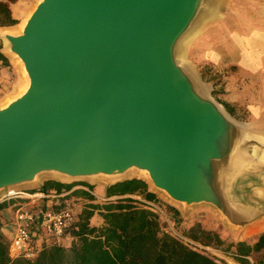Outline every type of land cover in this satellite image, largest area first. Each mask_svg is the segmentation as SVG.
Returning <instances> with one entry per match:
<instances>
[{"label": "water", "instance_id": "1", "mask_svg": "<svg viewBox=\"0 0 264 264\" xmlns=\"http://www.w3.org/2000/svg\"><path fill=\"white\" fill-rule=\"evenodd\" d=\"M207 3L40 0L6 35L30 85L0 108V192L46 171L137 167L176 202L209 203L242 227L262 218L264 138L178 61Z\"/></svg>", "mask_w": 264, "mask_h": 264}, {"label": "trees", "instance_id": "2", "mask_svg": "<svg viewBox=\"0 0 264 264\" xmlns=\"http://www.w3.org/2000/svg\"><path fill=\"white\" fill-rule=\"evenodd\" d=\"M16 1L10 0L12 3ZM17 23L18 19L13 17L10 6L0 0V27ZM0 60L7 61L1 51V41ZM224 104L229 109V105ZM78 185L95 189L94 185L87 182L47 180L30 192L58 194ZM73 194L86 197L89 201L80 210L71 230L73 240L70 247L51 246L42 249L33 258L11 259L9 239L0 220V264H219L163 232L159 216L136 202L132 196L158 202L175 224L181 216L180 210L160 199L144 179L130 178L106 186L103 195L108 200L103 203L84 189H76ZM9 204L0 203V212L7 209ZM94 217L101 220L102 224L92 223ZM191 232L194 239H190L197 241L201 238L206 246L215 239L212 232L201 227L193 228ZM224 252L238 264H264V231L251 241L231 242ZM254 257L257 258L255 261Z\"/></svg>", "mask_w": 264, "mask_h": 264}, {"label": "rangeland", "instance_id": "3", "mask_svg": "<svg viewBox=\"0 0 264 264\" xmlns=\"http://www.w3.org/2000/svg\"><path fill=\"white\" fill-rule=\"evenodd\" d=\"M3 1L10 6L13 17H18V23L14 26L0 27V30H5L6 32L12 34H18L20 33V26L22 25V22H25L24 20L40 0H18L15 3L10 2V0ZM256 1L257 0H209L210 5L212 7H216L215 12L211 16L203 17L201 21L197 23L193 30L182 40V48L178 51V61L182 65L191 68L192 72L196 74L199 84L205 87L206 93L221 104L232 118L243 124L249 122L250 113L248 111L249 108H247V104L251 100L250 97L252 93L256 92V90H260L258 85L260 84V81L255 77H249L238 73L235 65L224 66L220 65L217 61H212L208 58L202 59V57L205 48L209 46H218L224 38L234 37L235 33L243 28V25L247 24V22L250 23V19H252V16L250 15L251 7L254 6ZM13 4L16 5L12 8ZM0 41L1 51L7 58V61L5 62L0 60L1 108L12 99L18 97L24 91L27 78L21 61L14 55L13 52L6 49L1 38ZM236 73L241 79L237 81V85L234 89L237 92L244 93L247 103H243V105H236V110H234L231 105H229V109L226 107L224 104L225 100L223 94L225 93V82L227 76L234 75ZM244 77L245 79L243 80ZM130 178L144 179L148 183L150 189L155 191L160 199L174 205L180 210L181 216L177 218L176 228L180 232H183L185 236L192 238V229H197L198 227H201L205 231L212 232L215 239L209 245L210 250H203V254L211 257L219 264H238L231 257L225 254V247L235 241H251L259 233L257 230L255 232L248 233L245 226L242 227L231 224L223 215H221L216 207L209 203L184 205L172 200L164 191L156 188L150 178L146 175H132L120 181ZM47 180L60 181L53 178L49 173H45L35 182L24 183L19 185L18 188L23 191H31L39 188ZM73 182H87L94 185V191L98 196L101 195V191H103L106 186L116 183L111 182L103 175L93 177L92 180L87 178ZM81 186L82 185H78L76 187ZM256 192L259 195L254 196V201L259 204H263L264 185H262L260 190ZM104 198V195L99 198L97 197V201L103 203L105 202ZM83 206L84 205L79 207L77 211L79 212ZM0 220L5 226L7 238L11 239L14 233V210L12 207L0 212ZM96 221H99V219L94 221L92 220V223H96ZM262 221H264V218H262ZM262 225L264 228V224ZM216 236L219 237L221 242H218V238L216 239ZM199 237H201V234H199ZM204 239L207 240L206 238H203V240ZM197 241L205 245L201 238ZM256 259V257L253 258L254 261Z\"/></svg>", "mask_w": 264, "mask_h": 264}, {"label": "built area", "instance_id": "4", "mask_svg": "<svg viewBox=\"0 0 264 264\" xmlns=\"http://www.w3.org/2000/svg\"><path fill=\"white\" fill-rule=\"evenodd\" d=\"M76 189H84L98 197L97 193L87 186L74 187L58 194L32 193L19 188H9L4 190L3 195L0 194V203L9 202V207L14 210V233L9 239L11 259L33 258L42 249L51 246L70 247L73 240L71 230L80 213L77 209L89 201L86 197L73 194ZM132 197L140 206L159 216L163 232L178 239L194 251L203 254V250H210L209 246L192 240L177 230L173 218L158 202L148 201L140 196ZM2 229L6 235L4 225Z\"/></svg>", "mask_w": 264, "mask_h": 264}, {"label": "crops", "instance_id": "5", "mask_svg": "<svg viewBox=\"0 0 264 264\" xmlns=\"http://www.w3.org/2000/svg\"><path fill=\"white\" fill-rule=\"evenodd\" d=\"M15 5L13 4L12 8ZM250 12L252 16L250 23L247 22L243 25V28L238 30L234 37L224 38L218 46L205 48L202 59L208 58L224 66L235 65L238 73L255 77L260 81V84H258L260 90L252 93L251 100L247 104L250 113L249 122L242 124L264 138V0H257L254 6L251 7ZM15 18L18 19V17ZM240 79L236 73L227 76L225 82L224 103L231 105L234 110H236V105L247 103L244 93L237 92L234 89ZM102 194L103 191H101V197ZM262 218L246 224L247 232L251 233L257 230L258 235L263 232L262 224H264V221H262ZM94 220H98L97 217H94ZM101 224V220L96 221V225Z\"/></svg>", "mask_w": 264, "mask_h": 264}, {"label": "bare ground", "instance_id": "6", "mask_svg": "<svg viewBox=\"0 0 264 264\" xmlns=\"http://www.w3.org/2000/svg\"><path fill=\"white\" fill-rule=\"evenodd\" d=\"M215 10H216V7H212L210 5V2L207 3V6L204 7L203 12L199 16L198 21L195 24L197 25V23L200 22L203 17L213 15V13L215 12ZM32 12H33V10L29 13V15L27 16V18L24 20L25 22H22V25L20 26V32H23V29H24V27H25V25L27 23V20L29 19V17L32 14ZM7 34H8V32H6L5 30H0V38L3 40V44L6 47V49H9L10 43L7 40V37H6ZM181 48H182V43H180L178 50L180 51ZM14 55L18 58V56L15 53H14ZM18 59L21 61L20 58H18ZM21 63H22V67H23L24 73H25L26 78H27L24 91L25 90L27 91L28 88H29V85H30V79L28 78L27 72L25 70L24 63L22 61H21ZM185 67L187 68V70H189L192 73L193 78L199 84L198 79L196 77V74H194L192 72L191 68H189L188 66H185ZM199 89L201 90L202 93H205L206 92L205 87H203L201 84H199ZM263 157H264V154H263ZM240 159H241V157L238 156L237 157V160L240 161ZM45 173H49L53 178H55L57 180H60V181H62L64 183L65 182L66 183H70V182H73V181H79V180H83V179H87V178H90L92 180V178L94 177V176H82V177H80V176H72V175H69V174H66V173H63V172H59V171H46V172H43L40 175H38V178L41 175L45 174ZM103 175L105 177H107L111 182L120 181V180H122L124 178H127L129 176H132V175H134V176L146 175V176H148L150 178V175H149V173H148L147 170L139 169L137 167L129 168L128 170H126V171H124L122 173H118V174H113V175L103 174ZM18 187L19 186L13 187V189H16ZM4 193H5L4 191H1L0 192L1 195H3Z\"/></svg>", "mask_w": 264, "mask_h": 264}]
</instances>
